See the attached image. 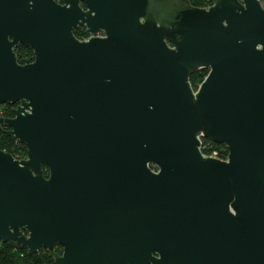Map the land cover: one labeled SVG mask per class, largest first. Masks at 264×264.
Wrapping results in <instances>:
<instances>
[{
  "label": "water",
  "instance_id": "95a60500",
  "mask_svg": "<svg viewBox=\"0 0 264 264\" xmlns=\"http://www.w3.org/2000/svg\"><path fill=\"white\" fill-rule=\"evenodd\" d=\"M16 104L0 132L27 158L0 150L1 243L54 264H264L259 0H0Z\"/></svg>",
  "mask_w": 264,
  "mask_h": 264
},
{
  "label": "trees",
  "instance_id": "16d2710c",
  "mask_svg": "<svg viewBox=\"0 0 264 264\" xmlns=\"http://www.w3.org/2000/svg\"><path fill=\"white\" fill-rule=\"evenodd\" d=\"M264 8V0H259ZM192 6L197 8H209L213 5V0H189ZM77 34V33H75ZM85 35V32L81 35ZM80 34H77L79 36ZM15 53L18 58V62L21 65H27L34 61V56L31 50L19 46ZM208 75V70H200L196 72L191 78L190 83L194 89L204 81ZM214 150H218L225 157L228 156V150L223 145H217L210 141H206ZM0 150L11 154L17 160H23L27 156V149L25 146L20 145L14 138L7 136L0 132ZM45 175L48 176V171L46 168ZM56 253L61 254L62 249L60 247L56 248ZM54 252L42 251L37 255H28L27 251L16 250L8 244L0 242V264H54Z\"/></svg>",
  "mask_w": 264,
  "mask_h": 264
},
{
  "label": "flooded vegetation",
  "instance_id": "af4514ba",
  "mask_svg": "<svg viewBox=\"0 0 264 264\" xmlns=\"http://www.w3.org/2000/svg\"><path fill=\"white\" fill-rule=\"evenodd\" d=\"M83 32H85V35H81V33H83ZM75 33H77V34H80L79 36H77V34H75ZM74 35L76 36V38L77 39H79V40H81V41H86V40H88V39H90L91 37H92V35H89V34H87V32H86V28L85 27H78L77 29H75L74 30ZM100 36L101 37H104V33H101L100 34ZM19 46H22V45H19ZM18 46V47H19ZM17 47V48H18ZM16 48V49H17ZM15 49V50H16ZM29 50V49H28ZM33 53V52H32ZM33 56H34V54H33ZM201 85V84H200ZM199 85V86H200ZM199 86H198V88H199ZM197 88V89H198ZM194 89V88H193ZM197 89H194V90H197ZM20 104H16V105H0V117H2V118H7V119H11V118H14L15 117V114H14V112H15V110L17 109V107L19 106ZM4 129V131H8L9 130V128L8 127H4L3 128ZM1 133H4V132H1ZM5 134V133H4ZM8 136V135H7ZM23 146V145H22ZM26 158H27V156H26ZM26 158H24V159H26ZM23 159V160H24Z\"/></svg>",
  "mask_w": 264,
  "mask_h": 264
},
{
  "label": "built area",
  "instance_id": "2783aa9c",
  "mask_svg": "<svg viewBox=\"0 0 264 264\" xmlns=\"http://www.w3.org/2000/svg\"><path fill=\"white\" fill-rule=\"evenodd\" d=\"M206 139H200L201 142V147L200 151L203 154L204 157H210V158H215L221 161H227L228 156L225 157L221 152L218 150H214L210 144L206 143ZM211 142V141H210Z\"/></svg>",
  "mask_w": 264,
  "mask_h": 264
}]
</instances>
